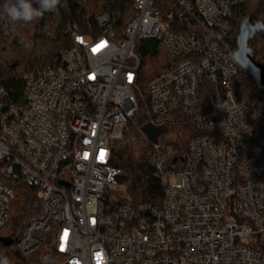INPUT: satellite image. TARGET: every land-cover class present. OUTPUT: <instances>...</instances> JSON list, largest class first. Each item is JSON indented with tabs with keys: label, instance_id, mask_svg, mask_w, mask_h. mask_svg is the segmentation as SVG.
Here are the masks:
<instances>
[{
	"label": "built area",
	"instance_id": "obj_1",
	"mask_svg": "<svg viewBox=\"0 0 264 264\" xmlns=\"http://www.w3.org/2000/svg\"><path fill=\"white\" fill-rule=\"evenodd\" d=\"M174 1L164 24L160 0H132L120 36L108 14L96 17V33L67 28L72 47L60 64L22 74L23 105L0 84V261L264 264V97L237 98L248 74L230 43L234 9L246 0ZM141 41L159 42L172 60L146 85L150 123L165 126L178 113L200 133L186 153L166 133L153 144L160 204L120 195L123 172L112 164L113 146L139 109ZM21 180L38 189L44 212L5 246ZM10 245L19 260L9 257Z\"/></svg>",
	"mask_w": 264,
	"mask_h": 264
},
{
	"label": "trees",
	"instance_id": "obj_2",
	"mask_svg": "<svg viewBox=\"0 0 264 264\" xmlns=\"http://www.w3.org/2000/svg\"><path fill=\"white\" fill-rule=\"evenodd\" d=\"M172 2L171 7H161L165 18L170 19V15L175 14V1ZM4 3L5 0H0V84L16 105H23L25 101L26 81L21 73L58 66L62 54L72 47L67 28H73L80 34L96 33V17L108 14L115 31L122 32L135 12L132 0H61V6L56 13H45L39 20L28 24H11L3 17ZM247 17L252 23H264V0H246L234 9L230 34V43L234 49L237 48L241 23ZM54 18L57 20L55 32L48 36L43 33V28ZM140 46L139 51L144 57L145 66L139 70L136 88L139 109L126 127V142L113 146L112 164L122 170L119 181L126 186L132 203L160 204L163 189L155 178L150 163V153L155 146L142 141L145 137L142 128L151 121H156L149 114V92L146 85L151 78L164 72L170 63L161 64L166 53L159 51V42L141 41ZM250 46L255 59L264 64V32L257 34ZM235 92L237 98L245 102L264 97V89L248 75L236 85ZM203 100L211 106L210 90L203 93ZM164 125L166 134L163 137L173 143L178 151L183 148V153L187 152L191 139L200 134L189 125L186 117L178 113L167 117ZM133 144L138 147L137 155L134 153ZM15 188L17 194L11 203L9 225L3 234L11 240H17L28 224L44 212V203L35 186L21 180ZM41 253L40 251L31 257L28 256L25 260H31ZM15 254L17 256V252ZM17 259L19 260V257Z\"/></svg>",
	"mask_w": 264,
	"mask_h": 264
},
{
	"label": "water",
	"instance_id": "obj_3",
	"mask_svg": "<svg viewBox=\"0 0 264 264\" xmlns=\"http://www.w3.org/2000/svg\"><path fill=\"white\" fill-rule=\"evenodd\" d=\"M261 32H264L263 22L252 23L249 17L245 18L240 26L234 56L247 74L264 89V64L255 59L254 51L250 46V42ZM142 132L152 144H158L159 137L166 133V127L148 123L142 128ZM1 240L5 246L16 241L8 238H2Z\"/></svg>",
	"mask_w": 264,
	"mask_h": 264
},
{
	"label": "clouds",
	"instance_id": "obj_4",
	"mask_svg": "<svg viewBox=\"0 0 264 264\" xmlns=\"http://www.w3.org/2000/svg\"><path fill=\"white\" fill-rule=\"evenodd\" d=\"M60 6L61 0H5L2 13L11 24H28L39 20L45 13L58 12ZM0 264H8V261L5 259Z\"/></svg>",
	"mask_w": 264,
	"mask_h": 264
},
{
	"label": "rangeland",
	"instance_id": "obj_5",
	"mask_svg": "<svg viewBox=\"0 0 264 264\" xmlns=\"http://www.w3.org/2000/svg\"><path fill=\"white\" fill-rule=\"evenodd\" d=\"M251 2L252 1H254V0H250ZM160 2H161V7L163 6V5H168L169 7H171L172 6V4H173V2H172V0H160ZM172 21V19H164V21H163V23L165 24L166 22H171ZM56 24H57V20H56V18H54L53 19V21H51L50 23H48L47 25H45L44 26V28H43V33L44 34H46V35H48V36H52L53 34H54V30H55V26H56ZM123 31V30H122ZM231 32H232V30H231ZM116 34H117V36H120L121 35V32H117L116 31ZM161 46H159V48H160ZM168 63H172V60H171V58L167 55V54H165V56H163V59H162V61H161V64H163V65H167ZM24 72H26V71H24ZM24 72H22L21 73V76H22V74L24 73ZM145 135V134H144ZM142 141L145 143V144H148V143H151L148 139H147V137L145 136L143 139H142ZM124 143V142H126V140H125V137L122 139V140H119V141H117L115 144H121V143ZM133 147H134V153L137 155L138 154V147H137V145H135V144H133L132 145ZM119 194L120 195H122V196H128V192H127V188H126V186L124 187V189H121L120 191H119ZM43 236L44 237H48L47 236V234H44V235H42L41 236V238H42V240H43ZM6 251H7V253L9 254V257L10 258H15V259H17V256H16V252H17V248H16V246L15 245H10L9 247H7L6 248ZM29 260V259H28Z\"/></svg>",
	"mask_w": 264,
	"mask_h": 264
}]
</instances>
